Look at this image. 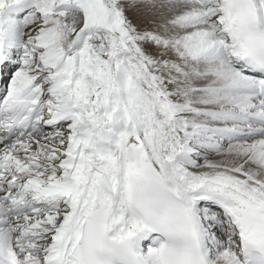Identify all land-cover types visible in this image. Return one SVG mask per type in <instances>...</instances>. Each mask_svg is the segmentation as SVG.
<instances>
[{"label": "snow or ice", "instance_id": "6c2138e0", "mask_svg": "<svg viewBox=\"0 0 264 264\" xmlns=\"http://www.w3.org/2000/svg\"><path fill=\"white\" fill-rule=\"evenodd\" d=\"M0 264H264V0H0Z\"/></svg>", "mask_w": 264, "mask_h": 264}]
</instances>
